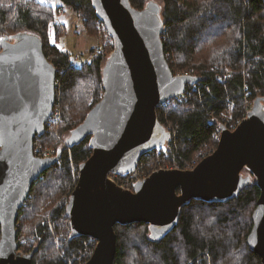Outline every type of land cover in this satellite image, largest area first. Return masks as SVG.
<instances>
[{
    "label": "water",
    "instance_id": "water-1",
    "mask_svg": "<svg viewBox=\"0 0 264 264\" xmlns=\"http://www.w3.org/2000/svg\"><path fill=\"white\" fill-rule=\"evenodd\" d=\"M91 3L114 48L102 67L101 99L64 140L70 148L90 137L92 153L79 165L65 207L70 238L96 242L84 264H113L115 225L146 224L150 239L159 240L176 226L185 205L225 203L252 183L260 195L246 242L264 264V97L254 100L235 130L220 125L216 149L193 169L160 170L123 190L109 175H128L144 155L163 148L168 134L157 108L199 79L173 76L158 4L137 10L129 0ZM54 83L55 68L38 35L24 31L0 40V264H32L36 252H18L16 226L34 182L60 159V150L49 160L32 155L52 111Z\"/></svg>",
    "mask_w": 264,
    "mask_h": 264
},
{
    "label": "trees",
    "instance_id": "trees-1",
    "mask_svg": "<svg viewBox=\"0 0 264 264\" xmlns=\"http://www.w3.org/2000/svg\"><path fill=\"white\" fill-rule=\"evenodd\" d=\"M129 2L137 10L146 4V0ZM161 3V40L168 66L172 73L190 72L199 79L184 91L183 99L170 100L156 110L160 123L177 125L168 162L187 170V165H196L211 153L203 151L217 146L225 114H231L237 124L247 114L246 104L264 97V0ZM64 8L81 19L91 37L98 26L103 27L91 0H0V40L5 33L13 36L24 31L42 39L44 55L59 80L62 135L81 124L101 99L106 60L100 56L81 67L68 65L71 56L57 47L63 28L54 23L55 12ZM50 33L55 43L50 42ZM89 139L70 148L46 132L34 139L61 153L58 163L34 182L19 210L17 245L22 254L36 248L32 264H84L93 252L94 240L70 238L66 204L60 202L70 196L79 165L92 153ZM155 155L154 150L140 159L147 171ZM259 195L252 183L225 203L192 201L181 209L176 226L159 240L150 239L146 224L115 225L113 264H260L246 242Z\"/></svg>",
    "mask_w": 264,
    "mask_h": 264
},
{
    "label": "built area",
    "instance_id": "built-area-1",
    "mask_svg": "<svg viewBox=\"0 0 264 264\" xmlns=\"http://www.w3.org/2000/svg\"><path fill=\"white\" fill-rule=\"evenodd\" d=\"M103 28H104V30H105V32H106V34L110 40V41H103V43H109V46L107 48H105V51H102V48H100V49L96 48L95 49L96 51L94 53H91V55L88 56L86 59H84V57H77L76 59L73 60L71 57H69V60H68L69 66L81 67V66L87 64V62H89L90 60L93 61V58L95 56L98 57V56H102L103 54H106L108 48H109L110 52H111V49L113 51V48H114L113 41L110 38V36H109L106 28L104 27V25H103ZM172 74L175 77H189V76L191 77L192 76V74L190 72L172 73ZM54 84H55L54 104L52 107L51 114L44 124V126H45L44 127V133L46 132L48 134H50V132L52 134L55 125H58L60 123V115H59V110H58V107L60 105V103H59V90H58L59 80H57L55 78ZM191 87H192V84L186 85L184 91L190 90ZM184 91H183V93H184ZM183 93L177 95L176 97H174L172 99H169V100L163 102L162 104L159 105L158 108H160L163 104H167L170 100H173V99L181 100V99H183ZM252 106H253L252 102H248L246 104V113L251 110ZM222 123L225 124L226 127H228L229 131L235 130L239 124V123L238 124H230V121H228V120H225L224 122L222 121ZM160 125L165 130V132L168 134V140L164 144L163 148L155 149V151H156L157 157L161 156L162 159L168 161V158H169L168 148L174 143L173 141H175V139H176L177 125H172L168 122L160 123ZM219 133H220V130L218 131V137H219ZM59 142H60L61 146H63V147L65 146L64 140H60ZM57 150L58 149H56L54 147L43 146V145L34 141L33 146H32V155L36 159L49 160V159L54 158L56 156ZM195 166L196 165H192V166L187 165L186 167L188 168L187 170H191ZM160 170H179V167L177 164L172 165V167H167L164 165L161 166V164L158 162L157 164L152 166L151 170L147 171L146 169L145 170L143 169V165L139 162L137 164L136 168L131 173H129L128 175H109V178L112 182H114L117 186H119L123 190H131L136 184H138L139 182H141L142 180H144L145 178L150 176V174L157 172V171H160ZM63 199H64V203L67 205L68 201H69V197L66 199V196H65ZM64 203L62 200V204H64ZM69 228H70V226H69ZM69 231L71 232V228L69 229Z\"/></svg>",
    "mask_w": 264,
    "mask_h": 264
},
{
    "label": "rangeland",
    "instance_id": "rangeland-1",
    "mask_svg": "<svg viewBox=\"0 0 264 264\" xmlns=\"http://www.w3.org/2000/svg\"><path fill=\"white\" fill-rule=\"evenodd\" d=\"M147 2H154L156 4H158L161 7V0H146ZM145 6V5H144ZM54 23L57 24L58 26H60L61 28H63V35L62 38L60 40L59 43V47H61L64 51H66L71 58L74 60L77 57H84V59H86L88 56L91 55V53H94L96 50V48H102V51H105V48H107L109 46V43H103V41H110L104 28L101 26H98L95 29L94 35L91 37L89 36L86 32L85 29L81 23V19L70 9L64 8L62 9V11L60 12H55V16H54ZM3 36H8L11 37L10 35H8V33H5L2 35ZM111 43V42H110ZM112 44V43H111ZM107 50V49H106ZM112 52V49H111ZM109 48L107 50L106 54H103L101 57L103 58H107L110 53ZM99 55V54H98ZM100 57V56H98ZM97 57L95 56L93 58L96 59ZM92 60H90L89 62H91ZM87 62V63H89ZM59 103H60V99H59ZM264 105V102H263ZM59 110V115H60V122H61V104L58 107ZM245 111H246V107H245ZM230 113V112H229ZM231 114H225V116L222 117V121L224 122L225 120L230 121V124H235L231 121ZM240 123V122H239ZM238 124V123H237ZM220 125H223L225 128L228 129V127L225 126V124H223L222 122L220 123ZM61 123H59V125H55L54 129H53V133L48 134L50 135V137H52V139L54 141H56L58 144H60V140H66V138L68 137V133L65 132L63 135L60 133V129H61ZM220 128V126H219ZM218 128V131L220 130ZM229 130V129H228ZM55 132V133H54ZM220 135V133H219ZM219 139V137H218ZM218 142V141H217ZM48 147H54L51 145H46ZM216 149V147L211 146L210 148H207L205 151H203V153H208L211 150V153ZM210 153V154H211ZM209 153L205 156L210 155ZM156 157L152 160L151 164L149 167L157 164L158 162L161 164V166H167V167H172V163L162 159L161 156L155 155ZM143 169L145 170L144 166ZM248 175V173L246 171L243 172V176ZM65 196L62 197V199H60V202L64 203V198ZM69 196H66V199ZM65 205V203H64ZM70 229V228H69ZM31 243V241H29V244ZM56 243V242H55ZM35 245L37 246L36 242ZM56 245V251H57V243ZM34 249V248H33ZM32 249V250H33Z\"/></svg>",
    "mask_w": 264,
    "mask_h": 264
},
{
    "label": "snow or ice",
    "instance_id": "snow-or-ice-1",
    "mask_svg": "<svg viewBox=\"0 0 264 264\" xmlns=\"http://www.w3.org/2000/svg\"><path fill=\"white\" fill-rule=\"evenodd\" d=\"M41 2L43 3L44 0H41ZM50 27H51V26H50ZM50 42H51V43H55L54 35L51 34V33H50ZM57 47H59V46H57Z\"/></svg>",
    "mask_w": 264,
    "mask_h": 264
},
{
    "label": "flooded vegetation",
    "instance_id": "flooded-vegetation-1",
    "mask_svg": "<svg viewBox=\"0 0 264 264\" xmlns=\"http://www.w3.org/2000/svg\"><path fill=\"white\" fill-rule=\"evenodd\" d=\"M16 242H17V238H16ZM18 252H20L19 249H18ZM20 253H21V252H20ZM23 254H24V253H23Z\"/></svg>",
    "mask_w": 264,
    "mask_h": 264
}]
</instances>
